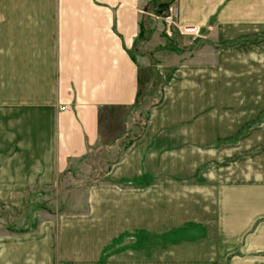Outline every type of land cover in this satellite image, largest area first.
<instances>
[{
  "label": "crops",
  "instance_id": "0c3cea01",
  "mask_svg": "<svg viewBox=\"0 0 264 264\" xmlns=\"http://www.w3.org/2000/svg\"><path fill=\"white\" fill-rule=\"evenodd\" d=\"M154 1L0 0L1 213L28 221L34 192L59 189L75 159L117 135L108 129L113 123L107 127V112L128 114L142 92L144 64L132 50L146 42L140 33L156 16ZM172 2L179 7L178 23L198 33L186 34L179 53L157 57L167 83L144 132L101 178L83 188L64 184L62 203L40 213L35 228L0 226V264H264L263 150L244 149L249 183L244 177L241 244H225L220 230L155 245V203L168 206L172 189L203 190L202 143L225 125L200 116L203 94L217 93L203 79L234 76L238 63L245 77L264 76V0ZM209 184V196L195 194L194 208L184 209V222L201 223L218 206V179ZM73 190H82L84 199H72ZM179 201L188 204L187 198ZM140 204L147 207L152 234L145 257L138 247ZM169 218L157 220L164 223L162 234ZM125 237L135 241L126 246Z\"/></svg>",
  "mask_w": 264,
  "mask_h": 264
},
{
  "label": "rangeland",
  "instance_id": "374dc122",
  "mask_svg": "<svg viewBox=\"0 0 264 264\" xmlns=\"http://www.w3.org/2000/svg\"><path fill=\"white\" fill-rule=\"evenodd\" d=\"M171 2L172 0L154 1L150 5L151 11L156 15L157 8L162 3L168 4ZM140 36L142 37V41L146 40V42L138 44L132 50V55L134 58L139 57L141 61L143 60L144 64L140 66L143 70V78L146 80L142 86V93L146 89V97L143 100V104L147 108L143 110L142 122L140 124L133 123L132 112L134 106L128 114L124 111H122V115L121 111H108L106 123L107 127L109 123H113L108 129L111 130V135L117 134L114 139L92 149L87 157L79 160L75 159L71 166L72 174L69 173L67 182L60 184L59 189H40L34 192L28 210L30 219L28 218V221L25 222H17L15 225V227L19 228L17 230L35 228L41 219L40 213H44V216H46L50 210L58 207V203H62L66 195L63 192L65 188L64 184L68 185L67 188H83L94 179L101 178L111 163L122 155L125 146L124 142H121V139L125 137L124 135L127 132H130V134L138 133L143 128L145 130L151 110L154 105H157L162 100L164 87L167 83V80L157 70V62L160 61L157 57L163 53L166 55H173L171 52L179 53L182 50L181 44H184L183 46L185 47L184 37L186 34H182L176 28L167 27L156 16H150L146 28L143 29ZM262 69L263 71L259 72L260 74L264 73V62ZM230 75H219L216 78L203 79V86L216 87L217 93L203 94V108L200 116H202L203 120L217 118L219 123L225 125L219 127L217 138L204 140L202 143L203 190L195 191L194 188H191L185 190L184 193L179 191V189H172L170 191L171 196H169L171 202H169L168 206L164 207L161 203H155L156 222L154 223V236L156 246L161 245L163 241H172L174 243H177L179 239L190 241L195 236L205 235V233L217 235L220 230L222 237H226L224 240L225 244H241L243 234L242 202L244 177L247 178V183H249V166L244 164V149L250 150L251 153L259 150L264 151V139L260 142L253 140L248 142L246 140V138L255 137V135L264 137V76L251 77L250 79L245 77L243 75L242 63L236 64L234 76ZM245 89L249 92L244 93L243 90ZM215 99H217V104L214 103ZM247 100H250V109H244ZM196 114L197 116L199 115V110H196ZM244 119L246 120L244 121ZM121 120L122 125H120ZM123 123L124 127L121 131ZM170 133H174V131ZM180 144L192 147L195 145L192 141H182ZM211 178L218 179V206L210 207L213 208V213L203 216L204 220L201 223L184 222V209L190 210L194 208L192 198L195 197V194H202L203 198L209 196L211 191L207 189L209 188ZM137 185L139 188L145 186L142 183ZM174 186L178 187L177 184ZM71 197L72 199L82 200L84 199V192L81 190L78 193L73 190ZM181 197L188 199L187 205L179 201ZM82 206L85 207L84 204ZM204 208L208 209V206L204 205ZM146 212L147 207L140 204L138 247L140 248L139 252L141 256L144 257L147 242L152 237V234L146 228L145 218L149 216ZM167 213L170 214V218L165 221L168 230L162 234L158 229L163 228L164 223L157 220L162 219L164 215L166 217ZM11 220L8 215L0 212V226L9 225L12 222ZM228 235L235 238L234 242L227 237ZM219 236L218 240L222 242L223 238L220 239ZM123 241L126 246H129L130 242L135 241V238L129 239L125 237Z\"/></svg>",
  "mask_w": 264,
  "mask_h": 264
},
{
  "label": "trees",
  "instance_id": "16d2710c",
  "mask_svg": "<svg viewBox=\"0 0 264 264\" xmlns=\"http://www.w3.org/2000/svg\"><path fill=\"white\" fill-rule=\"evenodd\" d=\"M168 4L162 3V5L160 7H158V11H161L162 9H164ZM143 29L144 28H142L140 35L142 34ZM148 85H149V83H148ZM145 97H146V89H145V91L143 93L140 92V95L138 97V100L136 101V104L133 107V112H132V118L133 119H132V121H133L134 124H136V123L140 124V122H142V119H143V117H142L143 110L147 108V106L145 104H143V102H144L143 100H144ZM143 131H144V128L143 129H140V132L134 133V134H130V132H127L124 135L125 137L121 139V142H124L125 148L128 147L134 140H136L137 138H139L141 136V134L143 133ZM11 221L12 222L9 223V227L12 228V229H14V230L19 229L18 227H15L17 221H15L14 219L11 220Z\"/></svg>",
  "mask_w": 264,
  "mask_h": 264
},
{
  "label": "built area",
  "instance_id": "2783aa9c",
  "mask_svg": "<svg viewBox=\"0 0 264 264\" xmlns=\"http://www.w3.org/2000/svg\"><path fill=\"white\" fill-rule=\"evenodd\" d=\"M156 17L159 18L167 27L177 28L183 34L193 35L198 33L196 27L181 25L178 23L179 7L174 2L169 3L164 9L156 13Z\"/></svg>",
  "mask_w": 264,
  "mask_h": 264
}]
</instances>
